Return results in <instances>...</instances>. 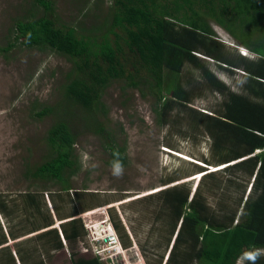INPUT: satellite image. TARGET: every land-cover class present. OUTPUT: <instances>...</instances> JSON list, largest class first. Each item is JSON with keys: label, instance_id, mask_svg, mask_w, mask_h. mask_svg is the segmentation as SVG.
Masks as SVG:
<instances>
[{"label": "trees", "instance_id": "1", "mask_svg": "<svg viewBox=\"0 0 264 264\" xmlns=\"http://www.w3.org/2000/svg\"><path fill=\"white\" fill-rule=\"evenodd\" d=\"M95 1L97 8L102 1ZM33 5L41 6L42 14L14 19L9 29L12 41L0 47V53L18 42L56 52L69 61L70 68L63 74L54 103L33 112L36 118L49 116L50 124L41 138L48 150L41 162L25 167L24 175L41 181L53 179L61 187L58 191L72 201L78 194L69 191L68 179L79 168L73 151L76 137L83 132L99 139L107 164L123 165L124 147L106 130L107 110L100 99L111 82H122L121 94L130 88L152 98L154 122L171 128L176 136L197 142L206 137L208 141V155L194 159L199 163L188 161L201 172L199 180L204 179L190 197L188 189L182 190L180 185L149 194L156 193L172 217L168 238L173 234V239L163 264H229L225 249L233 251L231 259L241 247L239 241L224 244L230 231L243 236L244 251L264 250V0H110V21L100 34H87L82 26L58 22L51 0H32ZM211 23L227 33L233 41L230 46L215 36ZM238 46L246 55L237 51ZM184 64L195 69L204 86L221 97L219 106L191 105L194 93L186 89L181 77ZM211 65L232 78L236 75V90L220 80ZM165 70L175 74L168 92L160 88ZM179 120L185 122V128ZM210 163L224 165L205 170L203 164ZM218 172L224 178H216ZM223 186L236 193L230 198L229 212L218 218L207 207L203 192ZM49 202L58 219L68 218L58 223L61 238L77 243L85 236L82 221L74 217L80 211L57 213L52 193ZM232 208H238V214ZM19 211L25 215V224L14 233L9 226L7 236L32 235L13 243L14 258L3 245L6 237L0 228V264H15V259L18 264H47L38 245L46 253L63 248L57 229L51 227L52 215L42 194L25 192L9 207L0 198V214L8 225L14 218L21 220ZM111 223L121 247L126 248L118 225L114 220ZM215 245H221L219 252L212 251ZM69 249L71 264H103L97 255L83 257L75 248ZM258 264H264V257Z\"/></svg>", "mask_w": 264, "mask_h": 264}, {"label": "rangeland", "instance_id": "2", "mask_svg": "<svg viewBox=\"0 0 264 264\" xmlns=\"http://www.w3.org/2000/svg\"><path fill=\"white\" fill-rule=\"evenodd\" d=\"M31 1L0 0V47L12 41L9 29L14 19H27L28 15L34 18L42 14V7L31 6ZM101 1L95 8V0H51L52 14L60 23L82 26L87 34H100L110 21V0ZM210 25L218 39L228 46L233 43L223 29L213 23ZM210 67L220 80L236 90V75L232 78L213 65ZM69 68V61L62 55L52 50L27 48L18 42L6 52L0 53V198L9 207L25 192L39 191L52 215L51 227L54 226L58 233V223L68 218H57L48 202L49 193H52L57 213L71 209L80 211L74 217L82 221L86 232L77 243H67L59 233L63 250H49L46 253L38 245L37 251L47 264H71L69 248H75V252L83 257L95 254L103 264H163L173 239V234L168 238L172 217L170 209L158 195L148 193L180 185L182 190L188 189L190 197L196 185L204 180L200 181V177H196L198 167L195 164L179 159L163 149L197 160L203 154L208 155V141L206 137L197 142L172 134L171 128L154 122L152 98L149 95L142 97L130 88L121 94L123 90L120 86L123 83L111 82L100 98L107 110L103 122L115 142L124 147L123 173L119 177L113 175L115 165L106 163V154L99 139L91 132H83L76 137L73 151L79 168L68 179L69 191L76 190L73 193L78 195H73L70 201L66 193L58 191L61 187L53 179L41 181L24 175L25 167L41 162L48 150L41 138L50 124L49 116L36 118L33 112L43 105L54 103L58 88L64 81L63 74ZM174 77V73L165 70L162 73L161 90L168 92ZM181 77L186 89L194 93L191 101L193 107L207 109L220 105L221 97L204 86L198 72L191 66H182ZM179 121L180 126L185 128V122ZM166 142L172 144L173 149L167 147ZM206 166L215 167V164ZM215 177L224 178L222 172L216 173ZM167 180L170 181L163 183ZM235 193L236 189L223 186L215 191L203 192V196L207 207L220 218L223 213L229 212V201ZM91 205L92 208L82 210V207ZM238 208L232 210L238 214ZM24 216L19 211L21 220L17 222L18 219L14 218L8 225L5 222L8 219L0 214L1 232L6 237L3 245L8 246L13 256V243L32 235L27 233L15 238L7 236L9 226L14 233L25 224L22 221ZM111 220L115 221L118 231L123 235L124 249L121 244H117V232ZM227 234L229 236L224 244L239 241L241 247L234 258H229L233 253L230 249H225L223 254L228 255L229 264H241L242 253L246 249V243L243 242L245 239L234 231ZM111 235L116 238L113 243L107 239ZM220 248L221 245H215L212 251L219 252ZM17 262L15 260V264Z\"/></svg>", "mask_w": 264, "mask_h": 264}, {"label": "clouds", "instance_id": "3", "mask_svg": "<svg viewBox=\"0 0 264 264\" xmlns=\"http://www.w3.org/2000/svg\"><path fill=\"white\" fill-rule=\"evenodd\" d=\"M237 48V51L241 54V55H246V51H245V49H243L242 47H236ZM241 51H244V52H241ZM164 151H166V152H168V153H171V154H173V155H175L177 158H179V159H182V160H186V161H191V162H194V163H199L198 161H195V160H193L192 158H190V157H187V156H184V155H182V154H180V153H177V152H171V151H169V150H167V149H163ZM224 164H222L221 166L220 165H218V166H215V167H208V166H206V165H204L205 166V168L206 169H208V168H210V170H214V169H216V168H221L222 166H223ZM122 173H123V165H122V163H118V164H116L115 166H114V171H113V175H115V176H117V177H119L120 175H122ZM197 175H196V177L198 178V177H200V175H201V172H198V173H196ZM192 178H194V176L192 175ZM148 194H150V192L148 193ZM46 201V200H45ZM48 201V200H47ZM49 202V201H48ZM54 227V226H53ZM84 227V226H83ZM85 229V228H84ZM85 232H86V230H85ZM106 238V236H104V238L103 239H105ZM108 239V241H109V243H113L115 240H116V238L114 239V237L111 235V237H108L107 238ZM119 246H120V243H119V240H118V243H117ZM95 255V254H94ZM262 257H264V250H262V249H257V248H252V249H249V250H246L245 252H243L242 253V263L241 264H258V262H259V260L262 258ZM14 258H15V256H14ZM16 260V259H15ZM17 261V260H16ZM17 264H18V262H17Z\"/></svg>", "mask_w": 264, "mask_h": 264}, {"label": "built area", "instance_id": "4", "mask_svg": "<svg viewBox=\"0 0 264 264\" xmlns=\"http://www.w3.org/2000/svg\"><path fill=\"white\" fill-rule=\"evenodd\" d=\"M241 52H244V51H241ZM98 253V252H97Z\"/></svg>", "mask_w": 264, "mask_h": 264}, {"label": "crops", "instance_id": "5", "mask_svg": "<svg viewBox=\"0 0 264 264\" xmlns=\"http://www.w3.org/2000/svg\"><path fill=\"white\" fill-rule=\"evenodd\" d=\"M92 207V206H91ZM88 209H90V208H88Z\"/></svg>", "mask_w": 264, "mask_h": 264}]
</instances>
